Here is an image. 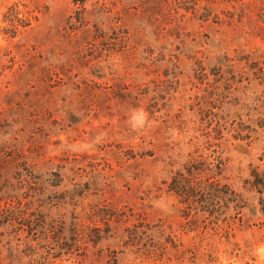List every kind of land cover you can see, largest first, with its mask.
I'll return each instance as SVG.
<instances>
[{"label":"rangeland","instance_id":"rangeland-1","mask_svg":"<svg viewBox=\"0 0 264 264\" xmlns=\"http://www.w3.org/2000/svg\"><path fill=\"white\" fill-rule=\"evenodd\" d=\"M0 264H264V0H0Z\"/></svg>","mask_w":264,"mask_h":264}]
</instances>
